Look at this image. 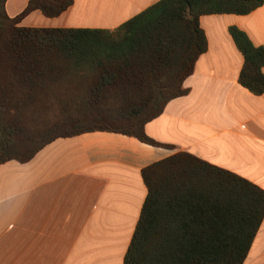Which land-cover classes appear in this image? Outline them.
Segmentation results:
<instances>
[{
  "label": "trees",
  "instance_id": "trees-1",
  "mask_svg": "<svg viewBox=\"0 0 264 264\" xmlns=\"http://www.w3.org/2000/svg\"><path fill=\"white\" fill-rule=\"evenodd\" d=\"M0 0V165L26 163L58 138L102 131L163 146L144 126L187 94L206 51L199 18L247 15L263 0H159L113 30L25 28L72 0H29L14 18ZM238 84L264 93V50L234 26ZM146 196L123 264H242L264 217V191L180 152L141 170Z\"/></svg>",
  "mask_w": 264,
  "mask_h": 264
},
{
  "label": "crops",
  "instance_id": "crops-1",
  "mask_svg": "<svg viewBox=\"0 0 264 264\" xmlns=\"http://www.w3.org/2000/svg\"><path fill=\"white\" fill-rule=\"evenodd\" d=\"M29 0H6L8 17ZM159 0H72L25 28L113 30ZM207 48L169 101L144 126L148 138L94 131L58 138L26 163L0 165V264H123L146 196L141 170L184 152L264 191V93L238 84L242 56L228 27L264 50V0L247 15L198 20ZM264 75V66L261 69ZM242 264H264V217Z\"/></svg>",
  "mask_w": 264,
  "mask_h": 264
}]
</instances>
